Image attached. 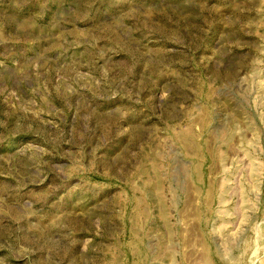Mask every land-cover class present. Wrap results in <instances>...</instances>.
<instances>
[{"label":"rangeland","instance_id":"rangeland-1","mask_svg":"<svg viewBox=\"0 0 264 264\" xmlns=\"http://www.w3.org/2000/svg\"><path fill=\"white\" fill-rule=\"evenodd\" d=\"M0 264H264V0H0Z\"/></svg>","mask_w":264,"mask_h":264}]
</instances>
